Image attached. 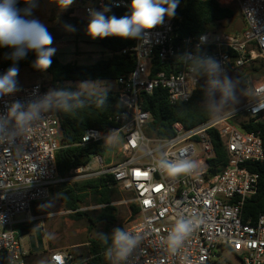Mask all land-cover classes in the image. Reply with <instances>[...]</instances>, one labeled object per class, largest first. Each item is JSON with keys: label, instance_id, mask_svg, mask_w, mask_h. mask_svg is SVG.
Returning <instances> with one entry per match:
<instances>
[{"label": "built area", "instance_id": "obj_1", "mask_svg": "<svg viewBox=\"0 0 264 264\" xmlns=\"http://www.w3.org/2000/svg\"><path fill=\"white\" fill-rule=\"evenodd\" d=\"M229 2L239 5L245 23L241 32H207L202 34L206 37L202 43V35L185 36L177 30L174 19H164L162 25L122 51L134 59L135 66L114 81L118 86L114 97L122 109L117 117L120 126L107 131L89 129L82 139V145L101 143L108 147L104 138L118 130L120 144L109 147V157H105L107 153L95 154L87 166L62 178L57 166V153L62 147L57 110L46 113L13 142L0 144V264H28L31 251L23 245L18 228L42 218L31 213L34 203L48 200L52 189L61 183L110 175L117 187L131 196L120 204L133 203L139 208L126 230L141 235L142 241L126 264H224L214 260L218 248L234 253L240 264H264V213L255 222L244 219L245 204L259 190V175L252 167L264 161V145L258 133L240 127L251 119L264 122V110L253 113L249 102L264 100V75L249 82L248 93L253 95H247L235 110L212 116L190 129L177 122L169 138L150 137L147 132L152 116L144 108L146 96L163 89L172 104L186 102L203 79L189 71L180 58L182 54L211 56L227 74L264 61V0ZM130 3L74 0L66 10L81 11L86 19L91 18L89 10L105 8L109 9L104 11L105 16L115 15L119 9H129V15ZM18 89L0 96V114L17 100L26 103L55 90L51 82ZM216 135L226 156L225 165L215 152ZM136 136L143 137L146 148L137 146ZM162 153L169 159L197 161L199 168L193 175L168 178L155 167ZM22 215L24 218L19 219ZM180 215L201 217L203 223L176 254H171L161 238L167 236ZM47 264L78 263L72 253L51 251Z\"/></svg>", "mask_w": 264, "mask_h": 264}, {"label": "trees", "instance_id": "obj_2", "mask_svg": "<svg viewBox=\"0 0 264 264\" xmlns=\"http://www.w3.org/2000/svg\"><path fill=\"white\" fill-rule=\"evenodd\" d=\"M17 7L24 9L27 5L24 4L23 0H19ZM128 13L129 9H119L115 12V16L120 18L128 15ZM239 16L233 7L224 6L218 0H179L175 16L172 18L165 17V19H174L177 30L185 36H191L202 35L207 32L225 31L227 26L224 23L237 19ZM68 17L69 14H66L65 18ZM26 18L30 19V16ZM241 18H243L242 14ZM62 23L66 24V21ZM81 23L87 22L81 21ZM134 42L135 39H122L119 37L98 38V44L103 49L102 52L106 57H102L90 65H79L71 62L63 63L56 56H52L51 66L44 71L33 67L36 59L34 51L30 50L23 59L13 61L9 56L14 49L0 46V69H3L2 73H6L13 66L17 67L18 70L26 67L33 72L49 75L54 89L76 91L77 87L73 85L74 83L116 81L122 75L129 73L134 68L135 61L131 57L123 55L122 51L133 45ZM249 67L254 72H261V75H264L263 60H259ZM205 79L203 77L195 95L186 102L172 104L167 92L163 89H157L152 95L146 96L144 108L152 116V121L147 130L150 137L169 138L173 136L172 126L177 122L190 129L212 117L204 109L203 88ZM232 79L236 80L238 93H245L248 87L245 75L235 73ZM80 99L85 104L83 109L72 113L57 110L62 128V147L57 153V166L62 178H68L75 169L87 166L93 155H105L110 152V148L103 146L101 143L82 145V139L89 129L107 131L120 126L117 117L120 116L122 109L118 107L114 92H107L104 107L95 105L97 97L81 96ZM243 102L244 100H240V103L235 107L240 106ZM248 122H242L240 124L241 129L248 133H258L264 145V122H255L254 119ZM213 140L219 162L225 165L226 156L217 135ZM252 171L259 175V190L257 195L245 204L244 219L255 222L259 215L264 213V161L253 164ZM117 193V183L111 175L91 179L85 178L79 181H67L52 189L50 198L43 202L45 207L38 209L35 207L37 203H34L32 210L34 216L47 214L50 202L58 201L66 211L79 213L77 216H86L78 210L82 205L87 204V199L91 196L94 198L95 204L104 205L96 218L97 222L113 224L117 221L118 215V208L112 205L114 196ZM130 210L131 219L137 217L139 213L137 205L130 204ZM90 220L93 224L96 222L93 219ZM29 226H23V228L26 230ZM105 250L106 245L103 244L100 235L96 239H91L87 247V264H111L104 256ZM73 257L76 262L77 257L74 255ZM78 264L85 263L80 262Z\"/></svg>", "mask_w": 264, "mask_h": 264}, {"label": "clouds", "instance_id": "obj_3", "mask_svg": "<svg viewBox=\"0 0 264 264\" xmlns=\"http://www.w3.org/2000/svg\"><path fill=\"white\" fill-rule=\"evenodd\" d=\"M19 0H0V46L14 49L9 58L18 61L26 57L28 51L36 53L33 67L44 71L52 64V56L56 49L51 47L53 37L47 28L36 19H27L36 0H23L27 5L24 9L17 7ZM61 10L71 6L74 0H50ZM179 0H131L130 14L117 18L115 15L105 16L104 11L90 12V21L87 33L92 39L119 37L122 39H141L149 30L163 24L165 17L175 16ZM70 31H75L71 25H65ZM200 41L206 42V37L201 36ZM189 71L195 76L204 77L203 88L204 109L212 116L218 117L225 109L240 103L236 80L227 75L223 65L211 56L193 55L184 53L180 56ZM18 68L10 67L0 76V96L18 91ZM97 82L84 81L77 85L76 91L63 89L49 90L41 97L28 102L19 100L13 102L6 113L0 114V144L11 143L18 136L27 132L35 122L40 121L46 113L60 110L72 113L85 107L81 96L97 97L95 105L104 107L107 99V89ZM217 94L219 98L217 99ZM248 93V96H252ZM250 102L253 113L264 110V100ZM118 130H112L104 138L105 145L116 147L120 144ZM138 147L146 148L142 136L135 137ZM155 167L168 178H178L184 175H193L197 172L199 164L188 158L169 159L167 153H162L155 161ZM3 218V216H0ZM203 223L201 217L195 215H180L174 222L166 237L161 238V243L166 251L176 254L191 237L196 228ZM100 238L106 250L104 256L111 264H126L128 258L138 248L142 236L134 234L124 228H114L111 235L100 233Z\"/></svg>", "mask_w": 264, "mask_h": 264}, {"label": "rangeland", "instance_id": "obj_4", "mask_svg": "<svg viewBox=\"0 0 264 264\" xmlns=\"http://www.w3.org/2000/svg\"><path fill=\"white\" fill-rule=\"evenodd\" d=\"M220 2L224 6L233 7L238 14V18L230 22L224 23L227 26L228 32H240L244 28V21L241 18V11L237 2H229L231 0H221ZM93 5V2H89ZM69 14L66 19L65 15ZM30 19H36L40 21L53 37V44L51 47L56 49L53 56H56L63 63H77L79 65H90L102 57H106L103 54V49L98 44V38L92 39L87 33V25L90 19H86L81 11L68 12V10H61L55 3L50 0H36V6L32 9ZM66 21V24L62 22ZM82 22H87L82 24ZM65 25H71L75 28V31L68 30ZM250 66V65H249ZM246 66L227 74L230 78L237 74H244L248 81V87L245 93H238L240 100L247 98L249 92V82L251 80L259 78L261 72H254L251 67ZM5 73L0 72V76ZM17 87L34 85L37 83H50V76L47 74H39L33 72L29 68H22L18 71ZM79 83H74L77 87ZM98 87L107 89V92H116L118 86L114 81H101L98 82ZM217 99L219 94H217ZM232 107L225 109L222 113L232 110ZM109 157L108 152L105 157ZM104 157V158H105ZM109 162V159H108ZM88 174V173H87ZM81 180V179H80ZM79 181V180H78ZM131 196L122 192L118 188V193L115 194L112 205L118 208L117 221L113 224L108 222H97L96 218L99 216L101 209L104 205L95 204L93 197H88L87 204L82 205L78 212L86 214V216H77L79 213L66 211L64 206L58 201H51L47 214L40 215L42 218L36 220L33 223H27L25 226H29L28 229L21 227L18 228L19 233L23 239V245L28 251H31V255L28 257V264H47L49 254L51 251H62L66 253H73L77 257L76 263H87V247L91 239H96L100 233L111 234L112 230L117 227L124 229L128 228V224L131 221L130 204L121 205L124 201H129ZM45 201H41L35 205L40 209L45 206ZM31 213L33 210L31 209ZM22 215L19 219H23ZM90 219L95 220L93 224ZM37 229H40L42 236L43 247L39 250L32 249L31 237L35 236ZM88 241V243H87ZM214 260L223 262L224 264H240L237 256L229 250H215Z\"/></svg>", "mask_w": 264, "mask_h": 264}, {"label": "water", "instance_id": "obj_5", "mask_svg": "<svg viewBox=\"0 0 264 264\" xmlns=\"http://www.w3.org/2000/svg\"><path fill=\"white\" fill-rule=\"evenodd\" d=\"M213 174H215V171H213ZM31 241H32L33 250H39L43 247V241H42V236L40 234V229L36 230L35 236L31 237Z\"/></svg>", "mask_w": 264, "mask_h": 264}, {"label": "snow or ice", "instance_id": "obj_6", "mask_svg": "<svg viewBox=\"0 0 264 264\" xmlns=\"http://www.w3.org/2000/svg\"><path fill=\"white\" fill-rule=\"evenodd\" d=\"M147 203V202H146Z\"/></svg>", "mask_w": 264, "mask_h": 264}]
</instances>
